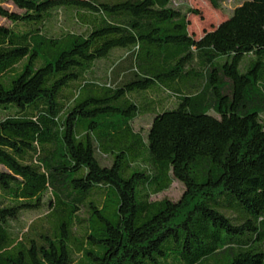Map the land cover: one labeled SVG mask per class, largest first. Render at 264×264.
Instances as JSON below:
<instances>
[{
	"label": "trees",
	"instance_id": "obj_1",
	"mask_svg": "<svg viewBox=\"0 0 264 264\" xmlns=\"http://www.w3.org/2000/svg\"><path fill=\"white\" fill-rule=\"evenodd\" d=\"M191 14L0 0V264H264V0Z\"/></svg>",
	"mask_w": 264,
	"mask_h": 264
},
{
	"label": "rangeland",
	"instance_id": "obj_2",
	"mask_svg": "<svg viewBox=\"0 0 264 264\" xmlns=\"http://www.w3.org/2000/svg\"><path fill=\"white\" fill-rule=\"evenodd\" d=\"M242 1L243 0H227L222 9L214 8L207 0H174V4L189 5L200 11L201 14L199 15H190L191 25L189 27L190 32L198 38L203 35L204 31L216 27L219 23L225 20L232 13L234 7ZM8 6L14 8L12 5ZM0 24L11 25V22L0 16ZM167 105H171V101H169ZM150 120L151 119L148 116L138 118L135 122V127L143 130L144 133L147 134ZM184 189L185 187L181 182L174 181L168 190L153 196L152 199L162 200L164 198H169L173 201H177L184 193ZM38 215L39 214L36 212L28 213L25 215L24 219L30 223Z\"/></svg>",
	"mask_w": 264,
	"mask_h": 264
}]
</instances>
